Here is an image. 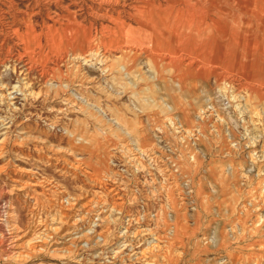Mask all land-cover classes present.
Wrapping results in <instances>:
<instances>
[{
  "label": "rangeland",
  "instance_id": "rangeland-1",
  "mask_svg": "<svg viewBox=\"0 0 264 264\" xmlns=\"http://www.w3.org/2000/svg\"><path fill=\"white\" fill-rule=\"evenodd\" d=\"M257 1L0 0V264L64 262L55 238L29 251L31 212L53 213L20 187L36 172L76 208L124 202L85 248L106 264L128 263L113 251L127 229L153 264H264V59L185 10L234 27ZM140 147L155 157L133 163Z\"/></svg>",
  "mask_w": 264,
  "mask_h": 264
},
{
  "label": "bare ground",
  "instance_id": "bare-ground-1",
  "mask_svg": "<svg viewBox=\"0 0 264 264\" xmlns=\"http://www.w3.org/2000/svg\"><path fill=\"white\" fill-rule=\"evenodd\" d=\"M205 1H207V0H205ZM208 1H210V0H208ZM260 2H261V4H260ZM254 3H257L258 5L260 4V7H258L259 10H257V8H256L254 10H247V11L241 12L244 15H241L242 18H241L239 23L237 22V20H232L233 23L236 24V26H234V27L228 26L227 22H229V21L226 20L227 21L226 23L224 22L225 19L223 21L222 15L223 16L227 15V17H228L229 14H227V13H225V14L223 12H221V13L219 12L220 14H218V12H214V13L212 12L211 13L208 10H202V9L195 11L194 10V8L196 7L195 4L194 5L193 4L188 5L186 7L187 9H185V10L187 11V13H190L189 17H191L193 19H197L196 21H199L200 19L202 20V18L205 19V17H208V16H209L208 19L210 18L211 21H213V19L220 20L218 22L219 24L214 28L215 29L214 33L217 34L215 37L220 39V40H219V42H215V43H220L221 41L223 42L224 40H230L232 42V45L236 46L239 50H241V51H238L239 52L238 54L240 56H242L243 59H249L251 57L252 58L253 57H261V59H264V0H258L257 2H254ZM212 17H214V18H212ZM200 25L201 24L196 25L197 28L195 27V29H194V32H195L194 35H196L195 39L198 42L200 40H202L203 36H205V34H206V31H204L205 32V34H204ZM205 30H206V28H205ZM208 37H211V36H207L204 39L207 40ZM200 43H201V41L199 42V44ZM215 47H218V44ZM218 48H220V47H218ZM216 53L217 54H215V57L220 58L222 61H225L227 59L228 52H226L224 50H219V51H216ZM258 63L259 64L257 65V68L259 69V72H261L264 70V61H261ZM258 112L260 113V111L255 110L254 113H258ZM253 143H256L255 139L253 140ZM253 145L256 146V144H253ZM129 149H131V148L129 147ZM152 151H154V150H152ZM259 151L261 152V150H259ZM150 152H151V149L148 150V148L147 149H144L141 147L137 148V149L135 148V150H133L132 156L130 155V159L133 161V163L139 164L138 163V159L140 158L139 156L145 155V156H149V157L151 156L150 158L155 157L153 155L155 152L154 153L153 152L150 153ZM256 152H257V150H256ZM263 152H264V150H262V153L260 155H258V157L264 156ZM255 158H257V157H255ZM75 161H77V160H75ZM140 167L142 168V166H140ZM36 173L30 174L29 180H31V181H27L26 183L24 182V183L20 184V187L23 189L26 186L25 188H26L27 192L29 194H31L32 197L38 196L41 199L46 197L44 199H46L45 201L47 202L48 206L51 208L53 213H51L50 216H48V215L43 216L40 213L41 211L37 212V211L33 210L31 212L32 217H34L33 227H34V236L35 237L31 241L32 246H30L29 251L37 250V248L40 249L42 246H44L45 244H48L49 242L52 241L53 238H55L56 239L55 242L54 243L52 242L53 244L51 243L53 245V248L52 247L51 248H52L53 255L60 256V258L64 261V262H61L59 264H106L105 260H103L102 255L100 253L87 255L86 252L88 251V249H85V248H86V246L90 247V245L92 243H95L96 245H98L99 242L96 240V237L102 236L101 235L102 229H105V228L101 227V223L103 221L108 222L109 220L114 221V219H112L111 217L115 214L121 215V213L123 212V209L125 208L124 202L121 201V199H119L120 197H117V198L111 200L112 202L109 204L108 201L104 200L103 196L99 195L100 197L93 198V200L91 199L89 201L90 204H88V202L86 201L85 203L80 205L81 208H76V204H78L76 202H73V201L71 202L70 200L65 201V203L63 202V197H64L65 193H62L63 191L60 190L61 189L60 185L58 187V185H56V182H54L50 179H47L45 176L38 178L39 173L38 174H36ZM111 178H113V177L110 176V177L106 178V180L107 181L111 180ZM18 183H19V181H18ZM40 198H38V201ZM75 198H77V196ZM257 208H259V207H257ZM83 212H84V214H83ZM74 216H75V218L73 219V221L71 223H69V220ZM90 216H93L94 218H96V219H94V218L93 219H94V221H98L99 224L92 225V223H94V221L92 219V221H89L88 222L89 224H87L89 227V230L87 229L86 231H82V228L79 227L80 222H82L84 220H86V221L89 220ZM127 216H129V220L133 219L130 215H127ZM36 218L38 220H36ZM136 220H138L137 217H136ZM90 222H91V224H90ZM64 225H65V231L62 234H60V232L64 228ZM106 232H108V231H106ZM128 232H129V230L127 229L126 233L117 235L118 240L120 239L121 242L117 243V245L113 249L115 254H116V252H121L122 249L128 250V252L126 253V256L128 257L127 258L128 263H126V264H129V262H130V264H134V262L136 260L137 261L139 259L142 260V258H144L143 261L146 264H153L154 261L152 259H150L151 255L143 256V255H145L144 254L145 251L144 250H141V251L137 250L136 247L133 246L134 241L127 239L126 236H127ZM36 237H38L39 239H37ZM157 238L158 237L156 236L155 240ZM113 245H115V242L113 243ZM140 245H142V244H140ZM147 246H150V245H147ZM128 247H129V249H127ZM147 252L149 254L151 253L150 251H146V253ZM28 254L30 255L31 253H28ZM254 264H256V263H254Z\"/></svg>",
  "mask_w": 264,
  "mask_h": 264
},
{
  "label": "built area",
  "instance_id": "built-area-1",
  "mask_svg": "<svg viewBox=\"0 0 264 264\" xmlns=\"http://www.w3.org/2000/svg\"><path fill=\"white\" fill-rule=\"evenodd\" d=\"M90 196H91V195H90ZM88 199H90V197H88ZM91 214H92V213H91ZM90 217H91V216H90ZM103 222H104V221H103ZM105 222H106V221H105ZM95 224H98V222L95 221L94 223H92V225H95ZM101 225H102V224H101ZM100 237L102 238L103 236H97V237H96V240L98 241V239H99ZM98 242H99V241H98ZM91 245H93V246H98V247L100 246L99 243H98V245H96L95 243H93V244H91ZM86 248H89V247L86 246Z\"/></svg>",
  "mask_w": 264,
  "mask_h": 264
}]
</instances>
